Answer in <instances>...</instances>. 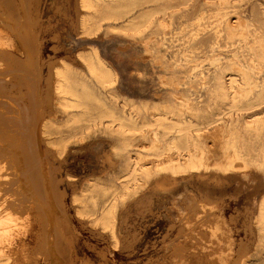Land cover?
<instances>
[{"label": "rangeland", "instance_id": "1", "mask_svg": "<svg viewBox=\"0 0 264 264\" xmlns=\"http://www.w3.org/2000/svg\"><path fill=\"white\" fill-rule=\"evenodd\" d=\"M78 1L41 0L39 19L36 14L30 17L27 0L16 2V11L28 15L25 25L35 23V52L32 49L30 53L38 58L35 77L45 76L35 91L50 85L51 67L62 58L71 62L78 53L97 49L117 74L116 85L107 89H100L87 78L106 104H115L125 114L140 110L136 116L142 124L154 120L146 107L173 111L167 115L176 118L178 108H186L183 105L188 102L194 109H184V115L196 125H206L203 140L210 154L221 152V142L236 139L242 150L260 158L264 128L257 133L249 125L256 117L264 120V59L257 54L264 41V0H100V11L89 22L99 26L94 40L79 38ZM10 5V12H5L12 15L9 23L14 19V5ZM240 19L244 22L242 28ZM132 25L139 28L131 30ZM230 26H239L245 33L231 34ZM40 27L43 34H39ZM74 64L80 79L87 76L82 63ZM243 72L253 87L237 109L231 101L237 91L247 87ZM23 86L13 91L21 97L23 93L21 100L29 103L31 90ZM222 90L226 98L221 96ZM260 95L262 98L257 100ZM66 119L65 114L58 113L49 129L50 141L65 144V151L60 156L48 153L47 158L58 168L54 172L62 180L59 186L66 192L68 209L79 231L75 243L78 264H174L169 257L171 249L165 245L176 238L181 225L177 208L186 209V204L192 207L195 203L197 208L201 202L194 200L207 194L216 197H206V208L212 210L195 209L196 215L199 213L196 223L208 224L222 206L233 231L236 258L242 256V264H264V227L256 219L264 201V168L251 166L244 170L237 161L233 170L223 172L213 166L220 158L216 156L210 158L209 169L187 175L163 171L144 178L140 162L134 166V177V167L127 168L126 152L121 150L123 144L117 133L103 125L92 126L89 121L72 124ZM131 141L135 144L130 147L134 160L140 154H154L144 147L146 141L139 134ZM42 146L45 148L46 142ZM146 166H152L149 160ZM147 197L152 200L151 209L145 202ZM75 206L84 211L81 218ZM109 211L115 223L114 234L102 221ZM133 233L138 234L137 241ZM24 241L31 242L32 236ZM39 263L47 264L43 260Z\"/></svg>", "mask_w": 264, "mask_h": 264}, {"label": "bare ground", "instance_id": "2", "mask_svg": "<svg viewBox=\"0 0 264 264\" xmlns=\"http://www.w3.org/2000/svg\"><path fill=\"white\" fill-rule=\"evenodd\" d=\"M23 1L0 0V264H40L41 260L47 264H78L75 243L79 238V231L69 212L66 192L59 186L62 180L54 172L58 168L55 169L47 158L48 153L60 156L66 148L65 144L50 141L49 129L55 123L58 113L66 115L67 123L89 121L92 122V126L103 125L111 132L117 133L123 144L121 150L126 152L127 168L132 169L141 162V175L144 178H149L155 173L161 174L163 171L175 175H187L194 171L207 170L212 166L210 158L216 156L220 158L216 157L219 161L213 166L223 172L233 170L237 161H240L244 170L251 166L264 168V150L261 151L260 158H255L250 151L242 150L236 139L221 142V152L214 153L212 149L213 152L210 154L203 140V129L206 125H196L193 120H188L184 115V109L191 111L194 109L188 102L183 105L186 108H178L179 113L176 114V118L167 115L173 111L162 112L156 106L146 107L145 109L150 110L154 120L142 122V124L136 116L137 113L140 114V110L133 109L125 114L124 109L119 110L115 104H106L90 87L87 78L92 79L100 89H107L116 85L117 74L97 49H92L89 53L80 52L71 62L62 58L55 67H51L52 76L48 78L50 85L45 83L47 88L41 89V86L39 90L41 92L35 91L45 76H42V79L35 77V64L38 65L35 60L38 58L35 59V54L30 53L32 49V52H35L36 31L33 27L35 23L30 24L33 31L28 30L26 26L30 25H25L26 12L20 15L19 10L16 11V4ZM27 1V4H30L28 12L32 13L30 17L34 15L35 18L36 14L38 18L37 13L42 10L41 0ZM100 2V0L77 2L79 14L77 24L82 34L79 38L94 40L97 36L99 26L89 22L95 19L100 11ZM7 3L14 5L12 10L14 19H11V23H9L10 20L8 22L9 14L10 17L12 16L11 13L5 14L9 10L7 5H10ZM24 8L20 7L22 11ZM40 19L42 20V16ZM238 23L242 28L244 22L240 19ZM40 28L39 34H43V28ZM129 28L136 30L139 27L132 25ZM36 29L38 31V28ZM229 32L244 34L245 30L240 29L239 26H230ZM36 48L35 50H38V47ZM257 54L264 59V41L261 42ZM75 61L85 66L88 77L84 76L81 79L78 77L79 68L75 66ZM42 67L45 66H41L40 69ZM243 74L247 87L237 91L231 101V105L237 109L241 107V99L252 92L253 87L247 74L245 72ZM48 81L46 77V82ZM23 85H27L30 88L29 91L31 90L28 97L29 103L21 100L24 97L23 93L21 97V93L13 91ZM47 92H50V98H47ZM221 96L226 98L227 93L222 90ZM261 98L262 95L257 100ZM127 104L125 102L124 105ZM56 106L58 111L55 110ZM206 123L209 125L210 121ZM249 128L260 133L264 128V120L256 117ZM136 134L146 141L144 147L148 148V151L153 150L154 154L149 153L144 156L140 154L137 159H133L130 147L135 144L131 138ZM43 142H46L45 148L42 146ZM151 155L153 156L149 159L148 156ZM148 160L152 164L151 167L146 166ZM133 172L135 177L136 167ZM208 196L216 199L210 194L202 196L200 200L193 198L195 202H201V205L197 206L199 209L194 207L197 203L192 207L186 204V209L177 208L181 225L176 238L166 242L165 245L166 249H171L172 253L169 257L172 263L242 264V256L238 258L235 256L233 231L227 217L223 214L220 203L218 206L221 209H218L219 212L215 210L218 214L212 211L217 215L216 217L212 216L211 212L210 215L215 218L209 220L208 224H203L202 219L198 221L202 224L196 223V216L199 213L196 215L198 211L195 209H207L208 203L205 201ZM72 201L76 202L77 198L73 196ZM145 202L151 209V198L147 197ZM75 207L77 216L81 218L84 211ZM110 212L102 221L103 225L110 228L114 234L115 223ZM256 219L264 227V201ZM29 235L32 236V241H24V238ZM132 235L137 241L138 234ZM103 258L106 259V257ZM86 262L84 261L83 264Z\"/></svg>", "mask_w": 264, "mask_h": 264}]
</instances>
